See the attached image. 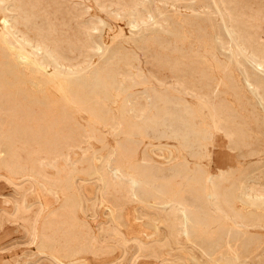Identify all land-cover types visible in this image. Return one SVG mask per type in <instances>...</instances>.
Masks as SVG:
<instances>
[{"label":"rangeland","instance_id":"rangeland-1","mask_svg":"<svg viewBox=\"0 0 264 264\" xmlns=\"http://www.w3.org/2000/svg\"><path fill=\"white\" fill-rule=\"evenodd\" d=\"M0 2L2 3L0 4V21L4 19L10 21L8 27L11 29L12 45L14 44V49L5 50L0 43V70L2 71L0 72V83L3 85L0 84V126H2L3 136L8 135H5L4 138L6 144L11 141L7 140L11 134L14 132L17 134L18 141L15 142V145L17 155L21 157L19 164L9 158L11 162L8 159L9 163L0 168V264H133L132 258L139 250V245L143 248V256L137 264H231L230 260L233 257L241 264L256 262L264 264L263 206L260 207L261 209L259 208L260 213L262 211L261 226L250 228L249 233L243 237V240L252 241L250 249L241 248V242L234 244L228 237L233 233L234 210L232 209L238 208L245 214L250 209L246 202V193L250 192L252 197L262 193L261 195L264 197V98H262L264 97V89H262L264 88V60L261 59L264 56V0H0ZM216 6L218 8H215ZM224 6L227 8L225 9ZM230 21L233 22V26L230 25ZM135 24L137 26H134ZM221 24L222 26H220ZM228 28L231 29L232 36L228 33ZM232 28L235 30L233 31ZM17 29L19 31L16 32ZM20 45L30 52L33 51L29 58L37 60L43 67L40 68L41 70L37 69V71L31 63H20L16 52ZM55 51L56 53H54ZM254 51H257L255 53L257 55L254 54ZM57 54L59 55L57 56ZM254 55L258 58H255ZM51 58H60L58 69L64 74L70 73L68 67L72 66V70L75 72L93 74L95 71H99L103 75L105 78L103 81L106 80V84L101 81V85H93L91 91L87 90L88 93L86 91V95L91 93V95H87V99L90 97V102L86 100V107L92 108L95 112L98 111L101 119L94 118L84 112H76L77 114L65 112L62 108V98L58 88L44 75L48 66L54 69V60ZM63 61L67 63H63ZM256 66H259L261 70ZM8 67L11 69L9 70ZM114 70L117 72L116 74ZM104 71L107 72V76L114 75H111L112 79L111 76L104 77ZM13 72L16 75L22 74V77L25 75L26 79L23 77V84L16 81V75H13ZM191 72L195 73L196 79L191 76ZM248 73L249 75H247ZM213 75L214 77H212ZM135 76L138 78L136 79ZM209 77L213 79L210 78L209 81ZM229 79L233 82H230ZM247 79L252 84L251 86L248 85ZM254 80L259 81L255 82ZM112 82H114L113 85ZM131 82H134L133 85ZM16 83L20 85L19 88ZM177 83L180 86L182 84L183 88L178 87ZM114 84H117L115 85L117 87H114ZM187 84H191V87ZM108 86H110V90ZM172 88L182 91L175 100L176 103L179 102L178 105L181 104L180 106L185 109L188 104L190 109L186 108L188 112L194 110L197 112L198 126H208L213 121L212 105L209 106V103L216 105L224 99L223 102H229L231 107V117H233H230L227 125L229 131L232 130L231 133L234 131V134L229 137L222 130L216 129L210 146L208 145L210 155L205 159L196 158V152L200 151L197 145L189 147V151L181 139L170 133H165L164 136L161 132L146 130L145 134L141 133L135 136L140 161L144 160V157L151 158L157 166L168 167L184 159L192 160L190 161L192 166L194 163L206 166L210 176H214L215 178H212L221 182L220 185L224 184L221 185V187H225L221 188L222 192L231 190V199L236 200H231L233 205L231 204L230 208L222 204L221 214L224 213L223 210H227L228 213L225 212L226 215L224 213L223 219L232 231L226 236L224 252L222 251L220 257L206 255L199 246L188 242L185 237H170L168 223L169 218L173 217L172 212L170 215V211H172L170 206L157 204L153 198L147 201H136L132 197L129 186L126 185L127 183L122 184L125 181L116 175L110 162L113 159L115 143H123L128 139L127 134L122 133L123 137L118 134L117 121H119L121 113L124 111L123 114H131L130 110L132 109L141 118L148 114L151 116L156 112L154 103L158 96L161 97L163 92L168 93L167 91L173 90ZM186 89L187 91L189 89L190 92L187 93ZM100 91L108 97L105 95L103 99L104 95H101ZM154 92H156L155 95ZM215 92L220 93V95L217 94V98H215ZM96 95L100 98H96ZM165 95L167 94L163 96ZM218 95L221 96V99ZM226 95L229 97L227 98ZM92 96L93 100L98 101L99 99V101L97 103L92 101ZM8 97H11L12 100ZM41 101L43 103H40ZM145 101L146 103H144ZM208 101L211 102L208 103ZM14 102L15 104H13ZM242 102L244 104H241ZM231 104L234 106L233 108ZM8 105L11 107L9 108ZM46 108L49 109V112ZM40 109L47 112L39 111ZM62 110L66 116L62 115ZM233 111L235 113H232ZM69 113L70 115H68ZM45 114L47 115L45 116ZM243 114L245 115L242 117ZM66 117H68L67 121L63 119L65 123L62 118ZM237 117H241L240 120ZM260 117L263 122H257L262 121L258 120ZM41 118L42 121L44 120L43 122ZM55 121L57 126L60 125L58 128ZM114 124H116L115 127ZM48 125L49 127L54 125L55 134L62 137V141L59 142V154L57 152L50 153L47 138L44 137L45 140L41 138L43 137L42 133L49 128L46 127ZM236 125L240 127L238 128ZM229 127L232 129L230 130ZM243 130L248 139L243 138L246 137ZM50 135L48 137L52 138L53 135ZM11 164L15 169L10 166ZM108 175L111 177H107ZM103 177L108 179H103ZM235 186H237L236 189ZM129 192L130 194H128ZM233 195L235 196L233 197ZM206 200L210 203L213 198L207 193ZM214 211V214H217L215 209ZM228 214H231L233 218ZM120 223L121 225H119ZM112 227L119 228L122 238L113 235L114 228ZM167 227L168 230L165 229ZM42 235L53 237L54 244H52L53 242L50 245L44 243V239H41ZM253 235L254 239L251 238ZM165 238H169V241ZM120 239L126 242L122 240L120 242ZM257 240L262 243L260 244ZM41 241L45 245H42ZM226 243L228 244L226 245ZM253 245L255 246L253 247ZM43 246L44 249L41 248ZM124 246H126L125 249ZM244 253L245 258H242Z\"/></svg>","mask_w":264,"mask_h":264},{"label":"bare ground","instance_id":"bare-ground-1","mask_svg":"<svg viewBox=\"0 0 264 264\" xmlns=\"http://www.w3.org/2000/svg\"><path fill=\"white\" fill-rule=\"evenodd\" d=\"M119 1V0H118ZM168 1V0H167ZM211 1V0H210ZM3 2V1H2ZM122 2V1H121ZM215 2V1H214ZM21 3V2H20ZM49 3V2H48ZM123 3V2H122ZM223 3V2H221ZM0 4H2L0 2ZM16 4V3H15ZM14 4V5H15ZM22 4V3H21ZM136 4V3H135ZM213 4V2H212ZM113 5V4H112ZM214 5V4H213ZM216 5V4H215ZM130 6V5H129ZM223 6V4H222ZM211 7V6H210ZM214 7V6H213ZM225 7V6H224ZM65 8V7H64ZM128 8V6H127ZM209 8V7H208ZM215 8H218V6H216ZM214 8V9H215ZM227 7H225L226 9ZM26 9V8H25ZM212 9V8H211ZM224 9V10H225ZM11 10V9H10ZM208 10V9H207ZM27 11V10H26ZM36 11V10H35ZM51 11V10H50ZM123 11V10H122ZM162 11V10H161ZM217 11L219 12V10L217 9ZM227 11V10H226ZM44 12V11H43ZM77 12V11H76ZM75 12V13H76ZM215 12V10H214ZM11 13V12H10ZM195 13V12H194ZM216 13V12H215ZM85 14V13H83ZM137 14V13H136ZM218 14V13H217ZM220 14V13H219ZM32 15V14H31ZM56 15V14H55ZM60 15V14H59ZM140 15V14H139ZM138 15V16H139ZM29 16V15H28ZM66 16V15H65ZM215 16V15H214ZM22 17V16H21ZM27 17V16H26ZM131 18V17H130ZM220 18V17H219ZM229 18V17H228ZM35 19V18H34ZM38 19V18H37ZM53 19V18H52ZM134 19V18H133ZM230 19V18H229ZM232 19V18H231ZM27 20V19H26ZM223 20V19H222ZM40 21V20H39ZM75 21V20H74ZM130 21V20H129ZM153 21V20H152ZM225 21V20H224ZM240 21V20H239ZM14 22V21H12ZM30 22V21H29ZM73 22V21H72ZM141 22V21H140ZM231 22V21H230ZM10 23V21L4 19L2 21H0V43L2 44L3 48L5 50H12L14 49L13 45H12V41H11V32H10V28L8 25ZM74 23V22H73ZM223 23V22H221ZM238 23V22H237ZM30 24V23H29ZM46 24V22H45ZM44 24V25H45ZM230 24V23H229ZM233 22H231L230 25H232ZM239 24V23H238ZM17 25V24H16ZM37 25V24H36ZM119 25V24H118ZM156 25V24H155ZM166 25V24H165ZM225 25V24H224ZM93 26V25H92ZM134 26H137L136 24ZM222 26V24L220 25ZM233 26V25H232ZM29 27V26H28ZM159 27V26H158ZM14 28V26H13ZM12 28V29H13ZM30 28V27H29ZM39 28V27H38ZM37 28V29H38ZM44 28V27H43ZM226 28V26H225ZM236 28V27H234ZM16 29V28H15ZM49 29V28H48ZM89 29V28H88ZM228 33L231 35L232 31L230 28H228ZM233 29V28H232ZM237 29V28H236ZM239 29V28H238ZM32 30V28H31ZM84 30V29H83ZM218 30V29H217ZM235 29H233L234 31ZM245 30V28H244ZM19 31L18 29L16 30V32ZM43 31V30H42ZM48 31V30H47ZM82 31V30H81ZM236 32V31H235ZM234 32V34H235ZM57 33V32H56ZM60 33V32H59ZM226 33V34H228ZM241 33V32H240ZM239 33V34H240ZM57 35V34H56ZM233 35V34H232ZM231 35V36H232ZM237 35V33L235 34ZM27 36V35H26ZM220 36V35H219ZM238 36V35H237ZM241 36V34H240ZM239 36V37H240ZM235 37V36H234ZM16 38V37H15ZM26 38V37H25ZM44 38V36H43ZM219 38V37H218ZM221 38V37H220ZM263 38V37H262ZM23 39V37H22ZM239 39V38H238ZM242 39V37H241ZM21 40V39H20ZM19 40V41H20ZM27 40V39H26ZM150 40V39H149ZM223 40V38L221 39V41ZM247 40V39H246ZM14 41V40H13ZM28 42H31L29 40H27ZM151 41V40H150ZM159 41V40H158ZM261 41V40H260ZM21 42V41H20ZM26 42V41H25ZM148 42V41H147ZM157 42V41H156ZM34 43V42H33ZM150 43V42H149ZM148 43V44H149ZM243 43V42H242ZM249 43V42H248ZM0 44V45H1ZM28 45V43H26ZM30 44V43H29ZM85 44V43H84ZM147 44V45H148ZM218 44V43H217ZM233 44V43H232ZM18 45V44H16ZM216 45V44H215ZM26 46V45H25ZM30 46V45H29ZM28 46V47H29ZM38 46V44H37ZM241 46V45H240ZM239 46V47H240ZM250 46V45H249ZM71 47V46H70ZM252 47V46H251ZM30 48V47H29ZM37 48V47H36ZM53 48V47H52ZM55 48V47H54ZM100 48V47H98ZM126 48V47H125ZM226 48V47H225ZM236 48V47H235ZM243 48V47H242ZM256 48V47H255ZM34 49V48H33ZM39 50V48H37ZM97 49V47H96ZM95 49V50H96ZM237 49V48H236ZM245 49V48H244ZM247 49V48H246ZM3 50V49H2ZM86 50V49H85ZM1 51V50H0ZM88 51V50H87ZM99 51V50H98ZM238 51V50H237ZM247 51V50H245ZM261 51V50H260ZM3 52V51H2ZM15 52V51H14ZM17 54H18V59L21 62L23 63H31L35 68L36 70L39 69L41 70L40 68H43L42 65L40 63L37 62V60H34V59H31L29 58L30 54H32V52L28 51L26 48H24L22 45H20V48H18L16 50ZM37 52V51H36ZM39 52V51H38ZM85 52V51H84ZM100 52H103V51H100ZM170 52V51H169ZM239 52V51H238ZM257 52V51H256ZM254 51V54L256 53ZM262 52V51H261ZM6 53V52H5ZM5 53L4 56H5ZM56 53V51L54 52ZM52 53V54H54ZM81 53V52H80ZM112 53V52H111ZM248 53V52H247ZM253 53V52H252ZM261 54V53H260ZM8 55V54H7ZM56 55V54H55ZM59 54H57L58 56ZM61 55V54H60ZM67 55V54H66ZM99 55V54H98ZM232 55V54H231ZM241 55V54H240ZM257 55V54H255ZM254 55V57H255ZM259 55V54H258ZM1 56V55H0ZM10 56V55H9ZM32 56V55H31ZM52 56V55H51ZM54 56V55H53ZM62 56V55H61ZM262 56V55H261ZM60 57V56H59ZM134 57V56H133ZM253 57V56H252ZM260 57V55H259ZM264 57V56H263ZM263 57H261L262 60ZM5 58L7 59V57L5 56ZM53 58V57H52ZM51 60H54V69L49 67L48 66V69L45 70V77L47 78L48 81H51L55 84V86L58 88V91L60 92V95H61V102H62V108L65 110V112H72V113H86L87 115H92L94 116V118H100L99 114L97 112H95L92 108H87L86 107V100L88 101L90 99V97L87 99V95H91L90 94H87L86 95V91L87 90H90L92 88V86L94 85H101V81H103L105 78H103V75L99 72V71H95L93 74H90V72H84V73H80L78 71H74L72 70V66L68 67L69 68V72L68 74H64L62 73L59 69H58V66H59V61H60V58H55V59H52ZM66 58V57H65ZM250 58V56H249ZM255 58H258V57H255ZM10 59V58H9ZM69 59V58H68ZM115 59V58H114ZM207 59V58H206ZM2 60H4L2 58ZM70 60V59H69ZM204 60V59H203ZM215 60V59H213ZM253 60V59H252ZM261 60V61H262ZM7 61V60H6ZM5 61V62H6ZM9 61V60H8ZM65 61H68V60H65ZM63 61V63H67ZM85 61V60H84ZM111 61V60H110ZM163 61V59H162ZM161 61V62H162ZM209 61V60H208ZM237 61V60H236ZM10 62V61H9ZM61 62V61H60ZM205 62V61H204ZM210 62V61H209ZM216 62V61H215ZM256 62V61H254ZM264 62V61H263ZM8 63V62H7ZM62 63V64H63ZM94 62H92L93 64ZM165 63V61H164ZM198 63V62H197ZM211 63V62H210ZM6 64V63H5ZM9 64V63H8ZM13 64V63H11ZM69 64V62H68ZM70 64H72L70 62ZM91 64V65H92ZM95 64V63H94ZM205 64V63H204ZM218 64V63H217ZM98 65V64H97ZM264 65V63H263ZM7 66V65H6ZM11 66V65H10ZM9 66V67H10ZM16 66V65H15ZM14 66V68H15ZM74 66V65H73ZM95 66V65H94ZM180 67H182L181 65H179ZM195 66V65H194ZM215 66V64H214ZM221 67V65H219ZM260 66V65H259ZM259 66H256L258 68H260ZM2 67V66H1ZM8 67V68H9ZM176 67V66H175ZM186 67V66H185ZM184 67V68H185ZM203 67V65H202ZM262 67V66H261ZM3 68H4V65H3ZM178 68V67H177ZM190 68H193V67H190ZM200 68V67H199ZM11 68H9L10 70ZM74 69V67H73ZM100 69V68H99ZM139 69V68H138ZM213 69V68H212ZM216 69H217V66H216ZM221 69V68H220ZM236 69V68H235ZM7 70V69H6ZM16 70V69H15ZM14 70V71H15ZM110 70V69H108ZM178 70V69H177ZM189 70V69H188ZM207 70V69H206ZM211 70V69H210ZM209 70V71H210ZM261 70V68L259 69ZM263 70V69H262ZM13 71V70H11ZM10 71V72H11ZM38 71V70H37ZM102 71V70H101ZM179 71V70H178ZM187 71V70H185ZM205 71V70H204ZM212 71V70H211ZM210 71V72H211ZM221 71V70H219ZM225 71V70H224ZM224 71H222V73H224ZM0 72H2L0 70ZM16 72V71H15ZM108 72H111V71H108ZM208 72V71H207ZM228 72V71H227ZM260 72V71H259ZM4 73H6L4 71ZM107 73V72H106ZM105 73L104 71V77L107 76V74ZM112 73V72H111ZM114 73L116 74L117 72H115L114 70ZM140 73V72H139ZM179 73V72H178ZM185 73V72H184ZM190 73V72H188ZM192 73V72H191ZM199 73V72H198ZM212 73V72H211ZM229 73V72H228ZM8 74V73H7ZM11 74V73H10ZM19 74V73H18ZM109 74V73H108ZM119 74V73H118ZM183 76L184 74L181 73ZM194 74V75H193ZM202 74V73H200ZM204 76H205V73H203ZM1 75V74H0ZM2 75H5V74H2ZM13 75H16V73L14 74L13 72ZM22 75V74H21ZM21 75H16V81L18 83H22L23 84V77L25 76H21ZM112 74L108 75V76H111ZM189 75V74H188ZM196 75L197 72H196ZM228 75V74H227ZM249 75V73L247 74ZM264 75V74H263ZM6 76V75H5ZM9 76V75H8ZM7 76V77H8ZM12 76V75H11ZM10 76V77H11ZM107 76V77H108ZM114 76V75H112ZM112 76L110 77L112 79ZM142 76V74H141ZM187 77V79L189 78L187 76V74L185 75ZM190 76V75H189ZM191 76H194L195 79H196V76H195V73H192ZM202 76V75H201ZM207 76V75H206ZM211 76V75H209ZM221 76V75H220ZM225 76V75H224ZM251 76V75H250ZM3 77V76H2ZM106 77V78H107ZM116 77V76H115ZM154 77V76H153ZM198 77V76H197ZM200 77V76H199ZM214 77V75L212 76ZM212 77H209V81H210V78ZM228 77V76H227ZM252 77V76H251ZM13 78V77H12ZM11 78V79H12ZM25 78V77H24ZM135 78L137 79L138 77L135 76ZM141 78V77H140ZM206 78V77H205ZM230 79H232V77H229ZM253 78V77H252ZM259 78V77H257ZM256 78V79H257ZM1 79V78H0ZM26 79V78H25ZM117 79V78H116ZM130 79V78H129ZM181 79H183L181 77ZM186 79V78H185ZM193 79V78H192ZM213 79V78H212ZM217 79V78H216ZM215 79V80H216ZM229 79V80H230ZM259 79H262V78H259ZM9 80V79H8ZM110 80V79H109ZM133 80V79H132ZM194 80V79H193ZM203 80V78H202ZM207 80V81H208ZM3 81V80H2ZM13 81V79H12ZM25 81V80H24ZM47 81V82H48ZM106 81V80H105ZM103 81V82H105ZM113 81V80H112ZM134 81V80H133ZM137 81V80H136ZM179 82L180 79H178ZM186 81V80H185ZM184 81V82H185ZM200 81V80H199ZM232 80H230L231 82ZM252 81V80H251ZM255 81V80H254ZM254 81H253V84H254ZM257 82L259 80H256ZM255 81V82H256ZM263 81V80H262ZM109 82V81H108ZM126 82V80H125ZM130 82V81H128ZM204 82V81H203ZM233 82V81H232ZM247 82H248V85L251 86L252 84L250 83V81L247 79ZM261 82V81H260ZM7 82L5 81V84ZM11 83V82H10ZM15 83V82H14ZM26 83V82H25ZM114 82H112V85H113ZM119 85H121L120 82H118ZM132 85L134 82H131ZM139 83V82H138ZM183 83V82H182ZM193 83V81H192ZM209 83V82H208ZM213 83V81H212ZM1 84V83H0ZM17 84V83H16ZM106 84V82H105ZM165 84V83H164ZM170 84V83H169ZM178 84V83H177ZM176 84V86H177ZM181 84V83H180ZM207 84V83H206ZM211 84V83H209ZM262 84V82H261ZM2 85V84H1ZM110 85V86H112ZM117 84H114V87H117L115 86ZM139 85V84H138ZM137 85V86H138ZM142 85V84H141ZM179 85V84H178ZM188 85V84H187ZM190 87H191V84H189ZM188 85V86H189ZM247 85V86H248ZM263 85V84H262ZM3 86V85H2ZM6 86V85H5ZM13 86V84H12ZM20 86L17 84V87ZM26 86V85H25ZM103 86V85H102ZM110 86H108L109 90H110ZM140 86V85H139ZM173 86V85H171ZM182 86V84H181ZM180 85L178 87H181ZM187 86V87H188ZM208 86V84H207ZM212 86V85H211ZM246 86V85H245ZM256 86V85H255ZM23 87V86H22ZM101 87V86H100ZM169 87V86H168ZM186 87V86H185ZM254 88V86H252ZM10 88V87H9ZM15 88V87H14ZM19 88V87H18ZM26 88V87H25ZM106 88V87H105ZM176 88V87H174ZM183 88V87H181ZM251 88V87H250ZM255 88H259V87H255ZM262 88V87H261ZM260 88V89H261ZM27 89V88H26ZM99 89V88H98ZM96 89V91L98 90ZM173 89V88H172ZM191 89V88H190ZM259 89V90H260ZM264 89V88H262ZM1 90V88H0ZM3 90V89H2ZM17 90V89H16ZM20 90V89H19ZM211 90V89H209ZM236 90V89H235ZM8 91V90H7ZM91 91V90H90ZM96 91H93V92H96ZM99 91V90H98ZM102 91V90H101ZM101 91L99 93H101ZM180 91V92H179ZM187 93L189 91H187V89L185 90ZM217 92V90H214ZM258 91V90H257ZM12 92V91H11ZM21 92V90H20ZM27 92V91H26ZM89 91H87L88 93ZM168 93H165L163 92V95L164 94H167L165 96H158V99L155 101L154 103V108L156 110L155 113H153L151 116H145V117H140L137 113H135L134 111H132V109L130 110L132 113L131 114H123L124 111L121 113L122 115L120 116V118L118 119L119 121L118 122V125H119V130H118V134H121L120 137H123L122 136V133H125L127 134L128 136V139L123 142V143H115L116 146L113 150V159H111V163H112V166H113V170L115 171L116 175L122 179L123 181H125V183H123L122 181V184H126L129 186L130 188V191L132 193V197H134L137 200H149L150 198H153L157 204L159 203L160 205H163V206H170V215H171V212L173 213V217L169 218V236L170 237H173V238H183L185 237L186 240L188 242H191L193 244H195L196 246H199L201 248V250L203 252L206 253V255L208 254L211 255V256H219L222 254V251L224 250L225 248V241H226V236L228 234H230L229 232L233 230V233H232V236L231 235H228L229 237V240L230 242L232 241L234 244L235 242H241V248L243 249H247L252 246V241H248V239L246 240H243L244 236H246L248 233H249V230L250 228H257V227H260L261 226V222H263L262 220V217H261V213H260V207L263 206L264 207V197L263 195H261L262 193L260 194H256L255 196H251L250 192L246 193V196H247V200L246 202L248 203L249 205V210L247 211L248 213H243L242 211H240L238 208H235V209H232L234 210V218L232 217V213L229 215L230 217H232L234 220L233 221V228L231 230L230 227H228V225H226L224 222L225 219H223V216H224V213L227 212L223 210V214H221V206L222 204H225V206L227 205V207L229 206V208L231 207V200L234 199L232 198L231 199V196H230V192L231 190L228 188V190H230V192H222L221 191V188H225V187H221V184L219 182H217V179L215 180L214 178H212L210 176V174L208 173V169L206 168V166L204 165H201V164H197V163H194V165L192 166L191 165V162L192 160H188V159H184L182 160L181 162H177V163H172L173 165L171 166H168V167H160V166H157L153 160H151V158H145L144 157V160L140 161L139 159V154H138V146L136 144V140H135V136L138 135V134H141V133H144V131L146 130H151L153 132H161V134L163 133L164 136H165V133H170L172 135H174L175 137H178L179 139H181L183 142H184V146H187L186 148L189 150V147H193L195 145H197L200 149L199 152H196V158L200 157V158H207L210 154H209V150H208V145L210 144V141L212 139V136H213V133L216 129H219V130H222L223 132H225L226 135H229V137H231V134H234V131L233 133L232 132V128H230L231 131H229L228 129V125H227V121L230 120V117H231V107L229 106V102H223V100L221 102H219L218 104L216 103V105H214V103H209L211 101H208L209 103V106H211V113H212V117H213V121L210 125L208 126H203L201 124V126H198L199 122L196 121L197 118H199L198 114H196L197 112L194 110L192 113L188 112L186 108H188V104L185 106L184 104V107H186L185 109L182 108L180 105H178V103H176V99L177 97L180 95V93H182L181 90H176V89H173V90H170V91H167ZM190 92V91H189ZM210 92V91H209ZM212 92V91H211ZM215 92V93H216ZM261 92V91H260ZM2 93V92H1ZM6 93V92H5ZM10 93V92H9ZM15 93V92H14ZM97 93V95L99 94ZM110 93V92H109ZM107 93V94H109ZM152 93V92H150ZM256 93V92H255ZM7 94V93H6ZM5 94V95H6ZM156 94V92H154V95ZM217 94L220 95V93H216V97L217 98ZM237 94V93H236ZM254 94V93H253ZM4 95V94H2ZM9 95V94H7ZM20 95V94H19ZM45 95V94H44ZM86 95V96H85ZM93 95V93H92ZM95 95V94H94ZM96 95V98H100L99 96ZM100 95V94H99ZM101 95H104L101 93ZM100 95V96H101ZM106 95V94H105ZM105 95L103 97V99L105 98ZM152 95V96H154ZM160 95V94H158ZM199 95V94H198ZM220 99H221V96H219ZM235 95V93H234ZM239 95V93H238ZM264 95V94H263ZM21 96V95H20ZM19 96V97H20ZM46 96V95H45ZM44 96V97H45ZM108 97V95H106ZM194 96V95H193ZM201 96V95H200ZM213 96H214V92H213ZM211 96V97H213ZM227 96V95H226ZM254 96V95H253ZM259 96V95H258ZM13 97V96H12ZM47 97V96H46ZM151 97V96H150ZM157 97V96H156ZM155 97V98H156ZM186 97V96H184ZM204 97V96H203ZM206 97V96H205ZM208 97V96H207ZM229 96H227L228 98ZM237 97V96H236ZM9 98V97H8ZM16 98V97H15ZM23 98V97H22ZM154 98V99H155ZM210 98V96H209ZM226 98V97H225ZM256 98V97H255ZM264 98V97H262ZM11 99V97L9 98ZM14 99V98H13ZM19 99V98H18ZM48 99V98H47ZM93 96H92V101H96L93 100ZM202 99V98H201ZM207 99V98H206ZM213 99V98H212ZM219 99V100H220ZM241 99V98H240ZM3 100V99H2ZM5 100V99H4ZM7 100V99H6ZM12 100V99H11ZM25 100V99H24ZM101 100V99H100ZM150 100V99H149ZM148 100V101H149ZM218 100V101H219ZM231 100V98H230ZM238 100V99H237ZM242 100V99H241ZM262 100V99H261ZM13 101H16L18 102L17 100H13ZM21 101V100H20ZM99 101V99H98ZM96 101V103L98 102ZM104 101V100H103ZM102 101V102H103ZM132 102V100H130ZM137 101V100H136ZM185 101V100H184ZM216 101V102H218ZM264 101V100H263ZM23 102V101H22ZM36 102V101H35ZM39 102V101H38ZM46 102V101H45ZM90 102V100L88 101ZM101 102V103H102ZM130 102V103H131ZM138 102V101H137ZM181 102V101H180ZM187 102V101H186ZM185 102V103H186ZM9 103V101H8ZM40 103H43L42 101ZM127 103V101H126ZM124 103V104H126ZM146 103V101L144 102ZM148 103V102H147ZM184 103V102H183ZM205 103V102H204ZM246 103V102H245ZM262 103V102H261ZM7 104V103H6ZM15 104V102L13 103ZM19 104V103H18ZM27 104V103H25ZM31 104V103H30ZM51 104V103H50ZM53 104V103H52ZM88 104V103H87ZM92 104V103H91ZM100 104V103H98ZM97 104V106H98ZM141 104V103H140ZM241 104H244L243 102ZM255 104V103H254ZM20 105H23V104H20ZM47 105V104H46ZM49 105V104H48ZM90 105V104H89ZM136 105V103H135ZM134 105V106H135ZM183 105V104H182ZM208 105V104H207ZM232 105V104H231ZM247 105V104H246ZM42 106V105H41ZM44 106V105H43ZM42 106V107H43ZM50 106V105H49ZM96 106V105H95ZM140 106V105H139ZM144 106V105H143ZM148 106V105H147ZM243 106V105H242ZM251 106V105H250ZM253 106V105H252ZM251 106V107H252ZM9 107V105H8ZM11 107V106H10ZM9 107V108H10ZM17 107V105H16ZM26 107V106H25ZM40 107V106H39ZM59 107L61 108L60 106V103H59ZM91 107V106H90ZM125 107V106H124ZM141 107V106H140ZM145 107V106H144ZM190 107H193V106H190ZM234 106L232 105V108ZM255 107V106H254ZM22 108V107H21ZM33 108V107H32ZM49 108V107H48ZM46 108V109H48ZM51 108V106H50ZM55 109V107H53ZM127 108V106L125 107ZM142 108V107H141ZM194 108V107H193ZM12 109V108H11ZM20 109V107H19ZM26 109V108H24ZM59 109V108H58ZM102 109V108H101ZM130 109V108H129ZM136 108L134 107V110ZM137 109H140L139 107H137ZM143 109V108H142ZM189 109V108H188ZM195 109V108H194ZM236 110V108H234ZM240 109V108H239ZM261 109V108H260ZM16 110V109H15ZM105 110V109H104ZM125 110V109H124ZM141 110V109H140ZM139 110V112H140ZM146 110V107L145 109ZM143 110V111H144ZM152 110V109H151ZM190 110V109H189ZM242 110V108L240 109ZM252 110V109H251ZM18 111V109H17ZM15 111V112H17ZM30 111V109H29ZM28 111V112H29ZM39 111H42L41 109ZM45 111V110H44ZM42 111V112H44ZM57 111V110H56ZM101 111V110H100ZM99 111V112H100ZM107 111V110H106ZM127 111V109H126ZM125 111V112H126ZM238 111V110H237ZM236 111V112H237ZM262 111V109H261ZM23 112V111H22ZM21 112V113H22ZM47 112V111H45ZM48 112H49V109H48ZM53 112V111H52ZM58 112V111H57ZM61 112H63L62 115H64V111L62 110ZM137 112V110H136ZM142 112V111H141ZM145 112V111H144ZM243 113V111H241ZM239 112V113H241ZM259 113V111H257ZM20 113V114H21ZM76 113V114H77ZM109 113H110V110H109ZM232 113H235V111H233ZM238 113V114H239ZM241 113V114H242ZM252 113V112H251ZM254 113L256 114V112L254 111ZM35 114V113H34ZM33 114V115H34ZM44 114V113H43ZM48 114V113H47ZM45 114V116L47 115ZM60 114V113H59ZM67 114V113H66ZM75 114V115H76ZM85 114V115H86ZM102 114V113H100ZM104 114V113H103ZM106 114V113H105ZM23 115V114H22ZM26 115V114H25ZM37 115V114H36ZM53 115V114H52ZM55 115V114H54ZM53 115V116H54ZM57 115V114H56ZM70 115V113L68 114ZM112 115V114H111ZM115 115V114H114ZM113 115V116H114ZM210 115V114H209ZM245 114L242 115V117L244 116ZM251 115V114H250ZM258 115V114H257ZM31 116V115H30ZM42 116V115H41ZM58 116V115H57ZM66 116V115H64ZM62 116V117H64ZM74 116V115H73ZM72 116V117H73ZM105 116V115H104ZM235 116V115H234ZM248 116V115H247ZM260 116V115H259ZM32 117V116H31ZM34 117V116H33ZM50 117V116H49ZM48 117V118H49ZM69 117V116H68ZM62 118L63 119H66L67 121V118ZM88 117V116H87ZM108 117V116H106ZM105 117V118H106ZM111 117V116H110ZM119 117V116H117ZM233 117V116H232ZM231 117V118H232ZM239 117V116H238ZM240 120V118H238ZM246 117V116H245ZM257 118V116H254ZM28 118V117H27ZM47 118V117H46ZM56 118V117H55ZM75 118V117H74ZM211 118V117H210ZM44 119V117H43ZM51 119V118H50ZM70 119V118H69ZM89 119V117H88ZM101 119V118H100ZM254 119V118H253ZM24 120V119H23ZM26 120V119H25ZM31 120V118H30ZM39 120V119H38ZM55 120V119H53ZM52 120V121H53ZM60 120V119H59ZM58 120V121H59ZM61 120V121H62ZM74 120V119H73ZM90 120V119H89ZM104 120V119H103ZM109 120V119H108ZM234 120V118H233ZM258 120H262L261 117L258 119ZM27 121V120H26ZM36 121V120H35ZM40 121V120H39ZM41 121H42V118H41ZM44 121V120H43ZM42 121V122H43ZM60 121V122H61ZM64 121V120H63ZM98 121V120H97ZM102 121V120H101ZM100 121V122H101ZM201 121V120H200ZM203 121V120H202ZM236 121V120H234ZM234 121H232L234 123ZM238 121V120H237ZM37 122V121H36ZM56 122V121H55ZM54 122V124H55ZM65 122V121H64ZM70 122V121H69ZM95 122V121H94ZM104 122V121H103ZM109 122V121H108ZM257 122H263L262 121H257ZM41 123V122H40ZM46 123V122H45ZM66 123V122H65ZM106 123V122H105ZM104 123V124H105ZM231 123V121H230ZM239 124V122H237ZM31 124V123H30ZM44 124V123H42ZM41 124V125H42ZM92 124V123H91ZM96 124V122H95ZM102 124V123H101ZM100 124V125H101ZM108 124V123H107ZM113 124V123H112ZM229 124V123H228ZM261 124V123H260ZM264 124V122H263ZM110 125V124H108ZM116 124H114V127H115ZM262 125V124H261ZM53 126L54 125H49L46 126V127H49L47 128L43 133H42V136L41 138H43L45 140V138H47V146H48V151L52 154L54 153H58V150H59V145L62 140L59 136H57L53 130ZM56 126H57V122H56ZM60 126V125H59ZM57 126V128L59 127ZM90 126V125H89ZM106 126V125H104ZM42 127V126H41ZM40 127V128H41ZM69 127V126H68ZM111 127V126H110ZM113 127V126H112ZM118 127V126H117ZM236 127H240V126H237ZM39 128V129H40ZM43 128V127H42ZM41 128V129H42ZM234 129H236L235 127H233ZM40 129V130H41ZM246 129V128H245ZM31 130V128H30ZM38 130V129H37ZM59 130V129H58ZM96 130V129H95ZM239 130V129H238ZM264 130V128H263ZM36 131V130H35ZM34 131V132H35ZM42 131V130H41ZM221 131V133H222ZM237 131V130H236ZM241 131V130H240ZM248 132V130H246ZM24 132V131H23ZM33 132V133H34ZM39 132V130H38ZM41 133V132H40ZM236 133V132H235ZM239 133V132H238ZM236 133V134H238ZM242 133V132H241ZM243 133H244V130H243ZM242 133V134H243ZM38 134V133H37ZM36 134V135H37ZM53 135L52 138H49L48 135ZM145 134V133H144ZM142 134V135H144ZM224 134V135H225ZM246 133H244V136ZM6 135V134H5ZM5 135L3 136V131H2V126H0V168L4 167L7 163H9V160H13V162L15 161L16 163L19 164V160L21 157H19L17 155V148H16V145H15V142L18 141V139H16V136L17 134L14 132L13 134H11L7 139L8 141H10L8 144H6V140L4 139L5 138ZM50 135V136H51ZM147 135V133H146ZM225 135V136H226ZM8 136V135H6ZM125 136V135H124ZM173 136V137H174ZM241 136V135H240ZM45 137V138H44ZM238 137V135H237ZM242 137V136H241ZM137 138V137H136ZM236 138V137H234ZM243 138H247L246 137H243ZM248 139V138H247ZM5 140V142H4ZM50 140V141H48ZM177 140V138H176ZM234 140V139H233ZM233 140H230L231 142ZM239 140V139H238ZM20 141V140H19ZM138 143V142H137ZM236 144V143H235ZM238 144V143H237ZM232 145V144H231ZM243 145V144H240V146ZM114 146V145H113ZM210 146V145H209ZM239 146V145H238ZM239 146V147H240ZM244 146V145H243ZM242 146V147H243ZM197 147V149H198ZM230 147V146H229ZM233 147V146H232ZM245 147V146H244ZM234 148V147H233ZM192 149V148H191ZM196 149V148H195ZM231 149V147H230ZM237 149V148H236ZM187 150V151H188ZM19 151V150H18ZM190 151V150H189ZM195 151V150H193ZM111 153H112V150H111ZM59 154V153H58ZM193 154V153H192ZM255 154V153H254ZM12 155V156H10ZM194 155V156H195ZM147 156V155H146ZM112 157V156H111ZM110 157V158H111ZM148 157V156H147ZM10 158V159H9ZM194 158V157H192ZM195 158V159H196ZM9 159V160H8ZM143 159V158H142ZM199 159V158H198ZM197 159V160H198ZM10 160V162H11ZM22 160V159H21ZM96 160V159H95ZM200 160V159H199ZM66 161V160H65ZM12 162V163H13ZM48 162V161H47ZM92 162V161H91ZM38 163V162H37ZM50 163V162H49ZM82 163V162H81ZM14 164V163H13ZM13 164H11L10 166H12ZM68 164V163H67ZM66 164V165H67ZM17 165V164H15ZM16 167V166H15ZM76 167V165H75ZM106 167V166H105ZM12 168H14L12 166ZM11 168V169H12ZM18 168V166H17ZM95 168V167H94ZM111 168V167H110ZM15 169V168H14ZM20 169V168H19ZM18 169V170H19ZM23 170V169H22ZM12 171V170H11ZM17 172V171H16ZM93 172V171H92ZM219 172V171H218ZM103 173V172H102ZM226 173V172H225ZM24 175V174H23ZM224 175V174H223ZM226 175V174H225ZM229 175V174H228ZM232 175V174H231ZM73 176V175H72ZM97 176V175H96ZM246 176V175H245ZM244 176V177H245ZM42 176L40 175V178ZM107 177H111V176H107ZM107 177H103V179H108ZM218 177V176H217ZM223 177H226V176H223ZM231 177V176H230ZM70 178V177H69ZM73 178V177H72ZM95 178V177H94ZM247 178V177H245ZM223 180V179H222ZM225 180V179H224ZM228 180V179H227ZM103 181V180H102ZM68 182V181H67ZM96 182V181H95ZM58 183V182H57ZM62 183V182H61ZM105 183V182H104ZM60 184V183H59ZM121 184V183H120ZM84 185V184H83ZM224 185V184H223ZM54 186V185H53ZM106 186V185H105ZM109 186V185H108ZM240 186V185H239ZM246 186V185H245ZM251 186V185H250ZM56 187V186H55ZM70 187V186H69ZM127 187V186H126ZM237 186H235V189H236ZM248 187V186H247ZM257 187V186H255ZM74 188V187H73ZM233 188V187H232ZM251 188V187H250ZM260 188V187H259ZM123 189H125L123 187ZM239 189V188H237ZM243 189V188H241ZM239 189V190H241ZM246 189V188H245ZM249 189V188H248ZM254 189V188H253ZM52 190V189H51ZM128 190V188H127ZM226 190V189H225ZM236 191V190H235ZM250 191V190H249ZM128 192V191H127ZM257 192V191H256ZM264 192V191H263ZM210 194V196L213 198L212 202H207L206 200V194ZM258 193V192H257ZM130 194V192L128 193ZM235 194V193H234ZM241 194V193H240ZM245 195V194H244ZM235 195H233L234 197ZM238 196V194H237ZM77 197V196H76ZM242 197V196H241ZM236 198V197H235ZM124 200V199H123ZM152 200V199H151ZM236 200V199H234ZM240 201V200H238ZM60 202V201H59ZM104 202V201H103ZM235 202V201H234ZM233 202V203H234ZM81 203V202H80ZM105 203V202H104ZM134 203V202H133ZM148 203V202H147ZM237 203V202H236ZM72 204V203H71ZM139 204V203H138ZM77 205V204H76ZM76 205H74L76 207ZM233 205V204H232ZM235 205V204H234ZM225 206H224V209H225ZM20 206H18L19 208ZM82 207V206H81ZM234 207V206H233ZM217 211V214H214V209ZM228 208V209H229ZM260 208V209H259ZM20 209V208H19ZM38 209V208H37ZM73 209V208H72ZM227 209V208H226ZM125 210V209H124ZM25 212V211H24ZM72 212V211H71ZM141 212V211H140ZM231 212V211H230ZM46 213V212H45ZM228 213V212H227ZM31 214V213H30ZM29 214V215H30ZM75 214V213H74ZM167 214V212H166ZM264 214V213H263ZM72 215V214H71ZM169 215V214H167ZM169 215V216H170ZM226 215V213H225ZM115 216V215H114ZM117 216V215H116ZM264 217V215H262ZM121 217V216H120ZM140 218V217H139ZM143 218V217H142ZM148 218V217H147ZM152 218V217H151ZM228 218V217H227ZM113 219V218H112ZM229 219V218H228ZM227 219V221H228ZM231 219V218H230ZM119 220V218H118ZM117 220V221H118ZM123 220V219H122ZM121 221V220H120ZM157 221V220H156ZM167 221V220H166ZM231 221V222H232ZM36 222V221H35ZM119 222V221H118ZM118 224V223H117ZM121 225V223L119 224ZM154 225V224H153ZM116 226V225H115ZM111 227V226H110ZM122 227V226H121ZM232 227V226H231ZM65 228V227H64ZM63 228V229H64ZM114 228V227H112ZM59 229V228H58ZM122 229V228H121ZM168 230V227L165 228ZM262 229V228H261ZM107 230V229H106ZM158 231V230H157ZM263 231V230H262ZM104 232V230H103ZM102 232V233H103ZM37 233V232H36ZM113 233V231H112ZM44 234V232H43ZM108 234V233H107ZM36 235V234H35ZM116 237H119V238H122V233L121 231L119 230V228H114V234ZM251 235V234H250ZM43 236V235H42ZM55 236V235H54ZM107 236V235H106ZM114 236V237H115ZM53 238V237H52ZM51 237H48L47 235H44L41 239H44V243H49L48 245H50V243H52L54 241V239H52ZM55 238V237H54ZM254 239V235L253 237H251ZM257 238V237H256ZM255 238V240H256ZM260 238V236H259ZM258 238V239H259ZM263 238V237H262ZM166 239V238H165ZM168 239V240H167ZM166 240L169 241V238H167ZM252 239V240H253ZM108 240V239H107ZM122 239H120V242ZM180 240V239H178ZM228 240V239H227ZM262 240V239H261ZM43 241V240H42ZM41 241V243H42ZM98 241V240H97ZM117 241V240H116ZM258 241V240H257ZM263 241V240H262ZM261 241V243H262ZM118 242H119V239H118ZM123 242H126V241H123ZM135 242V241H134ZM176 242V240H175ZM228 242V243H230ZM256 242V241H255ZM259 242V241H258ZM42 243V245L44 244ZM95 243V242H94ZM113 243V242H112ZM129 243V242H128ZM178 243V241H177ZM186 243V242H185ZM226 243V245L228 244ZM237 243V244H238ZM260 243V242H259ZM258 243V244H259ZM260 243V244H261ZM54 244V242L52 243ZM126 244V243H125ZM133 244V243H132ZM165 244V243H164ZM231 244V243H230ZM233 244V245H234ZM240 244V243H239ZM238 244V245H239ZM41 245V246H42ZM45 245V244H44ZM47 245V246H48ZM89 245V244H88ZM122 245V244H121ZM120 245V246H121ZM127 245V244H126ZM137 245V244H136ZM256 245V244H255ZM253 245V247L255 246ZM57 246V245H56ZM128 246V245H127ZM139 250L137 251L136 255L132 258V262L133 264H137L140 260V258L143 256V248L141 247V245H139ZM159 246V245H158ZM162 246V244H161ZM232 246V245H231ZM239 246V247H240ZM258 246V245H257ZM261 246V245H260ZM126 246H124V249H125ZM44 249V246L41 247ZM47 248V247H46ZM51 249V248H50ZM53 249V248H52ZM51 249V250H52ZM240 249V248H239ZM146 250V249H145ZM253 250V249H252ZM258 250V249H257ZM126 251V250H125ZM184 251V250H183ZM244 251V250H243ZM256 251V250H255ZM254 251V252H255ZM224 252V251H223ZM240 252V250H239ZM250 252V251H248ZM258 252V251H256ZM255 252V253H256ZM236 253V252H235ZM238 253V251H237ZM236 253V254H237ZM252 253V252H250ZM249 253V254H250ZM104 254V253H103ZM227 254V253H226ZM159 255V254H158ZM241 255V254H240ZM247 255V254H246ZM93 256V255H92ZM223 256L225 257V255L223 254ZM238 256V255H237ZM95 257V256H94ZM220 257V256H219ZM218 257V258H219ZM230 258V257H228ZM234 258V257H233ZM231 258V264H241L240 261L238 262L237 260ZM242 258H245V253H244V256ZM248 259V257H246ZM222 259V258H220ZM246 259V260H247ZM53 260V259H52ZM228 260V262H230ZM248 261V260H247ZM245 262V261H244ZM256 262V261H255ZM56 263V262H55ZM52 264V263H51ZM78 264V263H77ZM184 264V263H183ZM229 264V263H228ZM245 264V263H244ZM254 264H257L254 263Z\"/></svg>","mask_w":264,"mask_h":264}]
</instances>
